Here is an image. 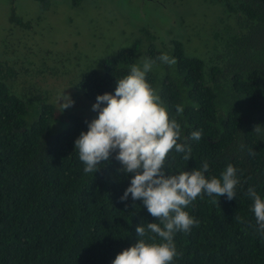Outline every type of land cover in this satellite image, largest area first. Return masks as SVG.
<instances>
[{
    "label": "trees",
    "instance_id": "16d2710c",
    "mask_svg": "<svg viewBox=\"0 0 264 264\" xmlns=\"http://www.w3.org/2000/svg\"><path fill=\"white\" fill-rule=\"evenodd\" d=\"M110 8L125 17L118 5ZM190 15L175 16L177 26L190 25L183 38L142 29L143 44L137 37L99 57L38 48L30 17L9 15L0 37V264H111L142 239L137 225L157 222L142 201L120 200L133 174L117 171L115 154L85 173L74 149L97 115L96 96L114 93L116 80L145 58L155 61L147 82L181 124L179 142L202 131L199 141L187 139L192 158L173 151L165 174L207 162L206 177L220 178L232 164L241 181L234 199L220 196L218 206L205 195L186 209L199 224L175 233L172 264H264V237L245 195L253 187L264 199V140L252 131L264 129V0H196ZM162 53L175 63L157 60ZM62 90L74 103L60 111Z\"/></svg>",
    "mask_w": 264,
    "mask_h": 264
},
{
    "label": "clouds",
    "instance_id": "9594fccd",
    "mask_svg": "<svg viewBox=\"0 0 264 264\" xmlns=\"http://www.w3.org/2000/svg\"><path fill=\"white\" fill-rule=\"evenodd\" d=\"M156 59L169 65L175 63V59L167 53ZM154 64V60L145 58L142 66L131 65L128 74L116 80L114 93L98 94L91 106L97 115L85 121L87 131H81L74 140V149L78 151L85 173H95L115 154L114 158L120 164L117 171L125 175L133 174L120 200L126 201L131 195L133 202L142 201L157 221L148 222L146 228L137 225L136 236L142 239L119 252L111 264H172L178 255L175 233H188L199 224L186 209L198 197L205 195L215 205H218L220 196L232 200L241 183L232 164L227 165L220 178L206 177L209 169L207 162H203L199 170L165 174L166 162L173 151L182 153L186 162L192 158V148L187 139L199 141L202 131H193L184 142H179L181 124L170 117L157 90L146 79ZM57 103L63 111L74 101L62 90ZM183 110L182 105H177L176 115H182ZM252 131L264 140L261 125H255ZM249 155H255V151L250 149ZM245 195L252 200L251 211L255 216L257 232L264 237V199L253 187H249ZM135 205L133 203V208ZM242 219L236 217L237 222H242ZM145 236L152 242L143 239ZM157 237L160 243L155 242Z\"/></svg>",
    "mask_w": 264,
    "mask_h": 264
},
{
    "label": "rangeland",
    "instance_id": "374dc122",
    "mask_svg": "<svg viewBox=\"0 0 264 264\" xmlns=\"http://www.w3.org/2000/svg\"><path fill=\"white\" fill-rule=\"evenodd\" d=\"M196 0H0V37L12 12L30 17L40 30L35 37L41 49L53 44L57 52L75 53L77 48L99 57L116 47L128 45L140 37L141 30L161 33L159 38L187 35L189 26L176 25L177 13L190 15ZM114 3L124 9L125 17L119 11H111ZM197 17L199 12H192ZM206 13L204 14V16ZM92 16V17H91ZM120 16V15H119ZM171 21V24H170ZM181 34V35H180ZM180 35V36H179ZM72 44L71 47L65 45ZM155 42V41H154ZM75 43L80 47L75 48Z\"/></svg>",
    "mask_w": 264,
    "mask_h": 264
}]
</instances>
